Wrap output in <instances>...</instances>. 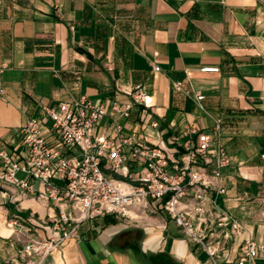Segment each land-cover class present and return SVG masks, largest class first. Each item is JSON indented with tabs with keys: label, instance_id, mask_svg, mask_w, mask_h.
Listing matches in <instances>:
<instances>
[{
	"label": "crops",
	"instance_id": "1",
	"mask_svg": "<svg viewBox=\"0 0 264 264\" xmlns=\"http://www.w3.org/2000/svg\"><path fill=\"white\" fill-rule=\"evenodd\" d=\"M2 66L0 151L18 150L21 126L43 107L80 98L133 105L127 118L106 116L96 134L136 136L162 148L170 163L196 142L195 132L214 135L220 126L213 150L223 148L230 159L222 170L226 194L209 196L215 211L227 210L242 228L238 236L227 231L225 254L237 264L244 240L264 244V0H0ZM137 86L150 108L136 102ZM4 171L0 159V176ZM30 184L28 191L0 179V264H20L27 238L13 222L58 237L52 218L60 208L74 215L68 201L44 196L50 190L39 181ZM52 189L61 192L65 183L55 179ZM214 230L217 238L226 232ZM208 261L168 217L127 224L107 215L79 223L43 264Z\"/></svg>",
	"mask_w": 264,
	"mask_h": 264
},
{
	"label": "built area",
	"instance_id": "2",
	"mask_svg": "<svg viewBox=\"0 0 264 264\" xmlns=\"http://www.w3.org/2000/svg\"><path fill=\"white\" fill-rule=\"evenodd\" d=\"M0 67V78L4 71ZM156 72L160 71L155 67ZM216 73L218 68H204ZM184 91L182 83L175 84ZM2 92V91H1ZM136 102L150 108L143 88L133 89ZM202 101L204 96L197 94ZM133 105H106L86 98L43 107L40 117L29 119L19 131V148L14 153L0 151L5 168L0 179L23 190H33L31 180L50 190L43 193L58 202L68 201L74 215L60 208L52 218V230L58 237H41L19 221L13 222L27 241L18 253L20 264L43 262L66 241L73 238L78 224L97 216H117L127 224L143 217L163 215L175 221L182 232L207 253L205 264H232L225 248L231 235L238 236L241 224L227 210L220 209L209 192L225 195L222 170L230 159L223 150H213L214 135L197 133L194 144L186 146L179 159L172 160L160 147H152L136 136L121 132L114 138L97 135L96 128L106 117H129ZM158 128V123H152ZM24 175L20 178L19 175ZM65 183V189H52V181ZM225 232L214 237V229ZM237 264L264 259V244L244 240ZM12 264V263H9Z\"/></svg>",
	"mask_w": 264,
	"mask_h": 264
}]
</instances>
